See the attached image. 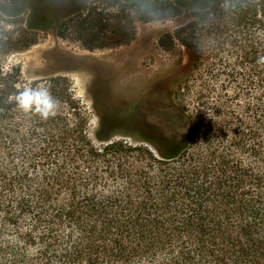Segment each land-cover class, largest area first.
<instances>
[{
  "label": "trees",
  "instance_id": "trees-1",
  "mask_svg": "<svg viewBox=\"0 0 264 264\" xmlns=\"http://www.w3.org/2000/svg\"><path fill=\"white\" fill-rule=\"evenodd\" d=\"M117 2L114 9L82 0L61 19L58 36L74 34L88 50L115 47L132 40L135 18L180 12L170 0ZM127 6L142 9L132 19ZM239 10L238 27L245 19L264 26L256 7L234 5ZM180 41L197 60L195 48ZM158 44L169 49L174 38L164 33ZM252 49L242 58L251 60ZM242 72L210 73L208 89L217 91L223 119L202 142L195 125L185 137H132L150 148L120 140L97 150L80 123L85 148H44L19 171L0 162V264H264V123H254L250 103L236 101L250 94V73ZM225 82L235 83L232 93ZM12 92L10 73L0 71V122L11 115ZM99 120L94 136L105 142L111 137ZM2 136L10 154L11 140ZM135 153L142 165L130 164Z\"/></svg>",
  "mask_w": 264,
  "mask_h": 264
},
{
  "label": "rangeland",
  "instance_id": "rangeland-1",
  "mask_svg": "<svg viewBox=\"0 0 264 264\" xmlns=\"http://www.w3.org/2000/svg\"><path fill=\"white\" fill-rule=\"evenodd\" d=\"M117 1L95 0V3L115 9ZM170 1L179 6L180 12L164 20L150 14L151 19L142 22L135 18L142 7L138 9V4L137 7L127 6L125 14L135 18L132 40L94 50L84 48L74 39V34L60 38L52 30L25 29L27 10L19 17H7L0 11V71L10 73L13 87L11 115L0 122L3 140H11L7 144L10 154L0 146V162L19 171L22 167H32L44 148L49 147L48 150L55 154L72 152L77 146L85 148L79 142L77 127L80 123L97 150L120 140L150 148L130 136L117 135L105 142L97 141L94 136L100 121L98 112L138 97L159 102L160 113L153 118L159 123L160 133L167 137H185L199 125L202 142L214 123L223 119L222 109L218 108L221 102L217 101L218 93L208 89L210 73L216 71L250 73V82H247L250 94L236 101H240L237 103L241 106L250 103V114L260 127L264 123V60L261 59L264 57V26L252 27V21L245 19L238 27L240 10L233 11L234 5L239 3L245 12L256 7L257 19L264 22V0ZM164 33L174 38V45L169 49L158 44ZM178 34L181 40L195 48L197 60L190 46L176 37ZM24 37L36 40L15 52L12 38L22 40ZM249 49L254 53L247 61L241 55ZM75 63L81 68L63 71ZM101 63H108L110 67ZM12 67L20 71H11ZM107 81L110 83L106 84ZM225 85L229 93L234 91L235 83L225 82ZM42 87L48 88L58 102L55 116L46 119L34 111L25 113L15 101L16 95L25 88ZM233 105L238 108L234 101ZM233 105L230 103L229 110L236 117L238 111ZM259 137L263 138V133L260 132ZM132 157L134 159L129 160L132 166L143 164L137 153ZM41 167L37 163L33 170L35 175L41 172Z\"/></svg>",
  "mask_w": 264,
  "mask_h": 264
},
{
  "label": "flooded vegetation",
  "instance_id": "flooded-vegetation-1",
  "mask_svg": "<svg viewBox=\"0 0 264 264\" xmlns=\"http://www.w3.org/2000/svg\"><path fill=\"white\" fill-rule=\"evenodd\" d=\"M65 1L70 0H0V11L7 17H19L27 10L29 13H27L23 23L25 29L29 31L52 30L58 36L56 30L61 19L79 9L82 0H71L72 3H65ZM12 39L14 40L12 47L15 52H18L22 47L25 48L27 43L36 40L35 37H24L22 40ZM70 65L63 71H74L81 68V65L76 63ZM101 65L110 67L108 63H101ZM16 68L18 67H15L13 71ZM109 83L110 81L106 82V84ZM159 113V102L155 100L151 102L150 99L138 97L131 101L120 102L117 106L111 105L102 113L98 112V115L103 123L105 135H110V137L128 135L133 138L148 137L155 139L160 135V127L153 117Z\"/></svg>",
  "mask_w": 264,
  "mask_h": 264
},
{
  "label": "clouds",
  "instance_id": "clouds-1",
  "mask_svg": "<svg viewBox=\"0 0 264 264\" xmlns=\"http://www.w3.org/2000/svg\"><path fill=\"white\" fill-rule=\"evenodd\" d=\"M264 60V57L261 58ZM15 101L17 107L25 113L34 111L41 115L42 118L55 116L58 102L51 95L48 88H25L20 91Z\"/></svg>",
  "mask_w": 264,
  "mask_h": 264
},
{
  "label": "water",
  "instance_id": "water-1",
  "mask_svg": "<svg viewBox=\"0 0 264 264\" xmlns=\"http://www.w3.org/2000/svg\"><path fill=\"white\" fill-rule=\"evenodd\" d=\"M155 150V148H153ZM156 151V150H155Z\"/></svg>",
  "mask_w": 264,
  "mask_h": 264
}]
</instances>
